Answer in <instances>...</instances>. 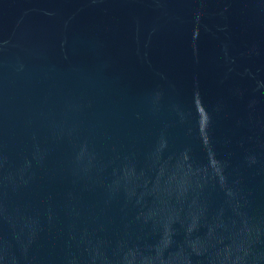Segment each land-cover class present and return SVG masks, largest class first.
<instances>
[{
	"label": "water",
	"instance_id": "water-1",
	"mask_svg": "<svg viewBox=\"0 0 264 264\" xmlns=\"http://www.w3.org/2000/svg\"><path fill=\"white\" fill-rule=\"evenodd\" d=\"M0 264H264V0H0Z\"/></svg>",
	"mask_w": 264,
	"mask_h": 264
}]
</instances>
